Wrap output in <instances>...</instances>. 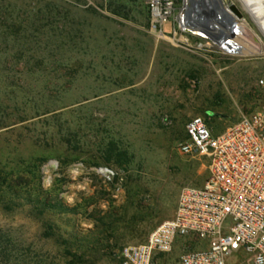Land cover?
Instances as JSON below:
<instances>
[{
  "label": "rangeland",
  "instance_id": "obj_1",
  "mask_svg": "<svg viewBox=\"0 0 264 264\" xmlns=\"http://www.w3.org/2000/svg\"><path fill=\"white\" fill-rule=\"evenodd\" d=\"M222 3L243 15L232 28V55L198 39L188 38L189 47L157 38L145 0H0V54L22 50L21 66L37 52L42 66L15 79L17 87L32 84L28 102L65 106L30 112L19 90L13 110L2 92L10 108L0 123V177H21L29 194L40 188L74 208L40 214L23 197L7 206L0 199V237L11 254L7 262L0 255V264H74L64 254L74 236L99 243L84 264H119L122 248L145 242L173 217L182 188L208 176L205 157L178 151L188 141L186 124L200 117L213 135L222 133L255 110L264 76V37L236 0ZM69 116L81 128L67 147L52 125ZM227 264L253 263L238 252Z\"/></svg>",
  "mask_w": 264,
  "mask_h": 264
},
{
  "label": "built area",
  "instance_id": "obj_2",
  "mask_svg": "<svg viewBox=\"0 0 264 264\" xmlns=\"http://www.w3.org/2000/svg\"><path fill=\"white\" fill-rule=\"evenodd\" d=\"M145 2L157 38L189 47L188 38L198 39L232 55L227 52L230 43L220 45L187 25L190 0ZM257 88L255 110L222 133L213 135L200 117L186 124L188 141L178 151L205 157L209 174L202 186L180 190L173 217L145 242L122 248L121 264H169L166 258L175 250L179 253L174 264H227L238 252L253 264H264V76ZM189 243L202 248L190 251Z\"/></svg>",
  "mask_w": 264,
  "mask_h": 264
},
{
  "label": "trees",
  "instance_id": "obj_3",
  "mask_svg": "<svg viewBox=\"0 0 264 264\" xmlns=\"http://www.w3.org/2000/svg\"><path fill=\"white\" fill-rule=\"evenodd\" d=\"M148 19L149 16L147 15ZM6 53V55H5ZM35 53V54H34ZM37 52H33V56H31V58L33 59ZM24 53H22V50H15V52L12 53H8V51H4L3 53L0 54V59H3V61L0 62V123L2 122V120L8 116L9 114H7L6 112V107L10 108L9 105H4V103L2 102V92L4 91H8V94H5L4 96H10L9 98H11L12 101V108L13 110H18V101L16 98V93L19 90H22V92L24 93L25 97L27 100L22 101V105L23 106H27L29 105V111L30 112H36L39 110H43V112H48L49 110H56V109H61V108H65V106H57L55 108V106H53V103L51 101L48 100H44L41 102H35V101H30L28 99V94H32L33 92V87L32 84L30 83L28 85L27 88H18L16 83L14 80L15 79H19L22 76H27V78L30 79V77H32L35 72L39 69H42L41 61H38L37 59H35V62H31L32 59H27L26 61H24L23 65L19 66V61L21 60ZM8 58H13L16 59V62L14 63H9L8 62ZM20 68V69H19ZM48 84H52V82L50 80H45L44 82V86L47 87ZM69 84V81L66 80V82H64V84H62L60 87L61 88H65V86ZM12 96V97H11ZM10 101V102H11ZM72 111H68V115L71 114ZM61 115L64 113H60ZM58 116H61V115ZM82 121V126L85 128L88 123H89V115L85 116L84 119H81ZM205 121V120H204ZM56 125H52V126H56L55 127V134L60 135V137H62V139H65L66 141V145L67 147L72 146V141H74V139L78 136L77 131H80L79 129L81 128V126L77 123H75L73 121L72 118H70V116L68 117V119H63L61 120V117H59L58 119H56ZM205 123L207 124V122L205 121ZM208 125V124H207ZM64 127V129H62L61 127ZM64 132V133H63ZM187 135V134H186ZM188 138V135H187ZM106 153L108 154V152L106 151ZM117 162L116 163H122L121 160V155H117ZM109 161V160H108ZM32 175V180L35 177V173L34 172H30ZM12 176V174H9L8 177H0V199L4 200V204L7 205H11L12 203H15L14 201L22 198L23 197V202H25L26 204L31 205L35 210H37L40 214L43 213H48V214H54V215H61V214H69L73 212L74 208H71L67 205H65L63 203V201L56 197H53L51 195H45L42 194V191L40 190V188H36L34 190V194H29L26 190V186L24 183H21L22 178L21 177H13L14 179H10ZM9 178V179H8ZM32 193V192H31ZM45 226L46 229L48 230H52V224L51 222H45ZM73 244L72 246L67 245L68 241H65L64 244L66 245L64 248V254L66 257H69L72 259V261L74 260V264H84L85 261L84 259L86 258L87 254H91L93 252L96 251V247L98 246V242L96 240H93L91 238H87L83 237V238H78L76 236L73 237ZM86 240V243H84V241ZM7 245L4 242V240L0 237V255L1 257L4 259L5 262L9 261L10 258V253H8L7 250ZM119 264H121V260H119L118 262Z\"/></svg>",
  "mask_w": 264,
  "mask_h": 264
},
{
  "label": "water",
  "instance_id": "obj_4",
  "mask_svg": "<svg viewBox=\"0 0 264 264\" xmlns=\"http://www.w3.org/2000/svg\"><path fill=\"white\" fill-rule=\"evenodd\" d=\"M228 10L235 17L226 15V12L222 11L219 0H190V8L186 15L187 25L211 41L229 46L232 33H234L232 19L240 20L243 15L233 3L228 6ZM217 26L227 28L229 33L225 34L221 30H215Z\"/></svg>",
  "mask_w": 264,
  "mask_h": 264
},
{
  "label": "bare ground",
  "instance_id": "obj_5",
  "mask_svg": "<svg viewBox=\"0 0 264 264\" xmlns=\"http://www.w3.org/2000/svg\"><path fill=\"white\" fill-rule=\"evenodd\" d=\"M263 1L264 0H236V2L240 6V10L245 15H247L249 20L252 21V23L256 26L257 30L264 37V8H263ZM221 2H222V0H219V3L221 4V7H222V11H225L226 15L233 16L228 10V6L229 5H227V4L224 5ZM242 22L246 23L245 20H243ZM240 25H242V23H237L234 19H232V28H236V27H238ZM215 30H217V31L221 30L225 34H227V32H228L227 28H222L220 26H217Z\"/></svg>",
  "mask_w": 264,
  "mask_h": 264
},
{
  "label": "crops",
  "instance_id": "obj_6",
  "mask_svg": "<svg viewBox=\"0 0 264 264\" xmlns=\"http://www.w3.org/2000/svg\"><path fill=\"white\" fill-rule=\"evenodd\" d=\"M206 178H204L198 185H196V187H200V186H202V184L204 183V180H205Z\"/></svg>",
  "mask_w": 264,
  "mask_h": 264
}]
</instances>
